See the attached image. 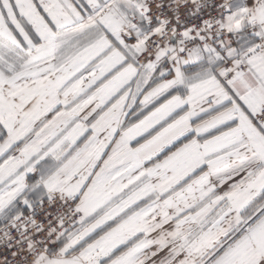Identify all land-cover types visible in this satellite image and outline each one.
<instances>
[{
	"label": "snow or ice",
	"instance_id": "1",
	"mask_svg": "<svg viewBox=\"0 0 264 264\" xmlns=\"http://www.w3.org/2000/svg\"><path fill=\"white\" fill-rule=\"evenodd\" d=\"M0 264H264V0H0Z\"/></svg>",
	"mask_w": 264,
	"mask_h": 264
}]
</instances>
